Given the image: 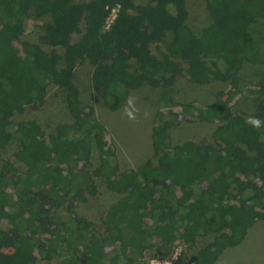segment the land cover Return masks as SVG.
Returning a JSON list of instances; mask_svg holds the SVG:
<instances>
[{"label": "trees", "instance_id": "trees-1", "mask_svg": "<svg viewBox=\"0 0 264 264\" xmlns=\"http://www.w3.org/2000/svg\"><path fill=\"white\" fill-rule=\"evenodd\" d=\"M21 1L0 0V149L18 141L14 155L23 165L0 154V264H23L26 253L45 260L69 256L70 264H142L152 240L166 260L177 240L193 244L210 232L213 240L199 248L191 264H214L264 220V129L245 124L249 117L264 119V81L249 85L241 76L246 63L264 64V0H206L212 10L230 5L235 13L221 14L198 33L181 22L168 44V53L176 59L196 48L205 57L228 62V73L218 78L230 88L220 90L215 102L181 105L190 121L217 122L214 142L172 144L171 127L159 112L152 131L159 163L125 170L112 147L100 143L105 124L76 93L67 94L73 122L59 124L55 132L47 133L36 120L17 122L14 117L27 106L44 103L49 86L61 74L57 48L64 52L62 71L88 59L93 79L106 82L107 94L126 99L138 70L154 72L142 63L162 34L146 24L144 15L132 12L138 7L134 0L70 4L52 13L44 36L54 48L47 66L39 60L37 46L21 39L24 7H36L41 0ZM174 79L165 78V84ZM246 91L257 100L253 116L232 109V102ZM93 142L100 150L95 166ZM97 179L121 194L103 214L100 228L76 213L78 200L72 199L74 193L96 194ZM151 180H163L168 187L157 206L159 189ZM248 189L251 198L244 195ZM184 206L190 211L182 218ZM64 208L81 230L57 215Z\"/></svg>", "mask_w": 264, "mask_h": 264}, {"label": "rangeland", "instance_id": "rangeland-1", "mask_svg": "<svg viewBox=\"0 0 264 264\" xmlns=\"http://www.w3.org/2000/svg\"><path fill=\"white\" fill-rule=\"evenodd\" d=\"M10 1V0H9ZM21 1V0H20ZM89 0H41L36 7L25 8V19L22 22L21 39L34 43L38 48L39 60L47 66L52 63L53 50L45 40L52 25V13L60 11L65 6ZM22 2V1H21ZM138 6L133 13L145 16L146 24L160 31L161 37L153 45L152 55L142 65L153 67L154 72L138 70L133 76V86L129 96L134 97L138 109L137 120L132 121L124 114L127 106L126 99H119L106 92V82L93 79L94 66L86 59L80 61L72 69L64 72L66 64L61 48L57 52L61 56L57 66L61 74L48 88V94L43 104L38 107L27 106L17 113L15 121L36 120L47 133L55 132L56 127L63 123H72L67 94L76 93L84 106H92L95 116L106 126L100 143L111 146L117 155L121 170L134 168L153 162L154 167L159 163L160 156L154 149L152 131L157 120V114L163 113V123L171 128V142L177 144L185 140L206 139L214 142V130L217 122L190 121L182 113V104L193 102L205 106L215 102L220 90H228L230 85L218 76L226 75L229 65L225 58L210 59L192 48L181 58H174L168 53V44L176 36V29L181 22L188 24L194 32L213 23L221 14L232 16L235 10L227 5L223 9L212 10L206 0H134ZM115 11L113 12V15ZM85 22L82 23V31ZM82 35H73V41ZM174 76L171 84H165V78ZM245 83L255 85L264 81V64L246 63L241 70ZM257 107L255 96L247 91L237 96L232 102L235 113L253 116ZM172 111V112H170ZM93 166L99 163V145L93 142ZM18 141H14L0 149L4 158H9L23 167L15 158L14 152ZM145 176L141 175L140 180ZM158 189L154 205L162 203V194L168 191L167 183L163 180H151ZM98 192L94 195L86 192L82 196L74 193L72 199L78 200L76 213L93 221L97 227L102 226V216L115 203L121 194L110 190L105 183L97 179ZM246 198H251L253 192L248 189ZM165 201V200H164ZM190 211L188 206L180 209L184 218ZM58 216L67 220L77 231L82 229L78 220L72 218V212L61 209ZM213 233H204L197 237L193 244L181 239L177 240L175 251L171 258L163 260L155 246L156 240L150 242L145 252L142 264L156 262L158 264H191L199 248L213 240ZM108 249H111L109 247ZM23 264H70L69 256H60L52 260L42 259L37 253H26ZM214 264H264V220L255 223L248 231L244 240L234 247L226 248Z\"/></svg>", "mask_w": 264, "mask_h": 264}, {"label": "clouds", "instance_id": "clouds-1", "mask_svg": "<svg viewBox=\"0 0 264 264\" xmlns=\"http://www.w3.org/2000/svg\"><path fill=\"white\" fill-rule=\"evenodd\" d=\"M134 99V97L129 96L126 101L127 106L124 109V114L132 121L137 120L138 112V109L135 107ZM245 124L257 131L264 129V119H261L260 117H249L245 120ZM153 264H156V262H153Z\"/></svg>", "mask_w": 264, "mask_h": 264}, {"label": "built area", "instance_id": "built-area-1", "mask_svg": "<svg viewBox=\"0 0 264 264\" xmlns=\"http://www.w3.org/2000/svg\"><path fill=\"white\" fill-rule=\"evenodd\" d=\"M115 15V14H114ZM110 22V21H109Z\"/></svg>", "mask_w": 264, "mask_h": 264}]
</instances>
